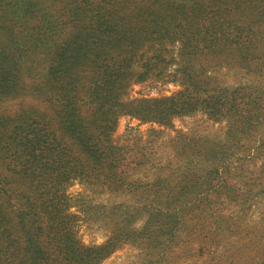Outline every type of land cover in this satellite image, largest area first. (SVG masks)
Instances as JSON below:
<instances>
[{
	"label": "trees",
	"instance_id": "16d2710c",
	"mask_svg": "<svg viewBox=\"0 0 264 264\" xmlns=\"http://www.w3.org/2000/svg\"><path fill=\"white\" fill-rule=\"evenodd\" d=\"M263 12L255 0H0V264H101L124 244L142 250L137 264H168L183 232L200 230V253L227 238L225 209L257 194L229 180V161L245 140L264 155ZM175 43L182 89L126 99ZM220 66L260 82L219 86L207 72ZM195 110L226 119L221 142L179 143L159 164L113 139L120 115L163 125ZM74 182L119 200L72 197ZM98 205L113 225L86 244L77 224ZM227 244L226 264H264V226Z\"/></svg>",
	"mask_w": 264,
	"mask_h": 264
},
{
	"label": "rangeland",
	"instance_id": "374dc122",
	"mask_svg": "<svg viewBox=\"0 0 264 264\" xmlns=\"http://www.w3.org/2000/svg\"><path fill=\"white\" fill-rule=\"evenodd\" d=\"M255 2L257 6H264V0H255ZM178 48V43L166 45L162 50L163 60L157 62L147 79L131 84L125 98L169 96L181 90L183 86L178 71ZM207 73L216 79L219 86L228 89L260 82V79L254 75L245 74L242 70L229 66H220ZM19 101V98L10 100L5 103V106L9 111H13ZM225 129L226 119H213L202 110L175 115L168 124L163 125L150 121L141 122L135 117L120 115L113 132V139L118 144L136 141L139 145L146 147V151L150 153V157L154 158V162L165 164L169 160L174 161L175 146L178 148L179 143L188 142L190 145L210 146L222 141ZM243 145L239 155L232 157L229 161V171L232 174L228 178L236 186L249 180L252 190L257 194L250 197V201L242 210L239 205L233 203L225 209V213L234 219L232 228L227 230L232 233L228 234L227 238L221 239L216 246L210 245L208 249L200 253L197 249L201 240V235L197 234L200 230L196 231L194 241L187 240L183 232L182 237L178 238V244L167 250L168 264H205L206 262L213 264L216 260H222L221 264H226L227 254L231 252V247L227 243L243 236L246 232L256 234L264 226V155L250 158L248 156L253 155L254 143L252 140H245ZM239 171L240 174L236 176ZM155 172L151 168L136 174L135 177L151 180ZM67 192L72 197L83 193L91 202L102 203L105 206L119 200V197L106 192L97 190L93 192L78 182H74ZM73 209L75 207L71 208ZM101 210L100 205L92 208L89 215L77 224L78 236L86 244H99L110 233L113 221L110 217H103ZM143 221L144 218H141L132 226L140 227ZM254 227H256L255 230ZM142 256L143 252L140 248L132 244H124L114 250L101 264H137V260ZM211 258L213 259L210 261Z\"/></svg>",
	"mask_w": 264,
	"mask_h": 264
}]
</instances>
